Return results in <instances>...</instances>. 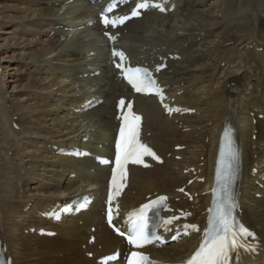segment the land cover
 <instances>
[{
  "label": "bare ground",
  "instance_id": "1",
  "mask_svg": "<svg viewBox=\"0 0 264 264\" xmlns=\"http://www.w3.org/2000/svg\"><path fill=\"white\" fill-rule=\"evenodd\" d=\"M172 1L177 4L173 13L147 14L124 27L119 44L134 62L156 63L159 57L179 55L180 61L168 62L160 80L170 86L179 105L196 114L169 119L154 99L134 98L145 117L143 135L165 161L149 170H131L121 207L136 206L149 195L179 197L175 190L195 177L190 169L200 170L199 177H210L218 133L230 120L243 152L241 216L258 234L264 256V190L254 182L264 178V169L261 176L252 174L264 163V33L258 24L264 18V0ZM68 2L0 0V27L7 24L6 29H12L6 34L11 37L4 38L7 50L17 52L12 57L25 69L11 92L0 72V239L13 264H94L86 253L105 255L120 244L101 225L99 198L88 212L60 225L37 217L39 211L62 202L64 194L84 195L88 185L101 191L106 169L90 160L58 158L52 146L80 144L88 136L92 141L82 146L102 145L103 153L116 126L114 104L124 90L107 64L106 44L97 27H85L93 8L85 0ZM99 67L101 73L90 77ZM97 94L105 99L100 107L77 117L67 113L82 98ZM176 147L184 149L174 151ZM71 174L76 177L71 179ZM188 189L198 194L194 207L207 205L203 185ZM193 205L182 200L178 207ZM27 207L31 211L25 214ZM42 224L57 235L48 239L29 233ZM91 227L96 228V241L87 246ZM193 244L190 239L153 254L173 261Z\"/></svg>",
  "mask_w": 264,
  "mask_h": 264
},
{
  "label": "snow or ice",
  "instance_id": "2",
  "mask_svg": "<svg viewBox=\"0 0 264 264\" xmlns=\"http://www.w3.org/2000/svg\"><path fill=\"white\" fill-rule=\"evenodd\" d=\"M119 0H117V4ZM117 4H110L106 13L102 15L101 21L104 26L111 28L121 27L128 19L140 15V10L147 9L150 6L148 0H139L135 8L131 11L130 16L110 17ZM161 11L163 9L161 8ZM105 35H109L105 33ZM109 39L116 42V37L109 35ZM112 55L118 58L119 62L116 67L119 68L137 93L155 94L161 101L164 100L163 90L160 89L151 75L140 69L132 67H124L126 56L121 50L113 48ZM159 70V69H157ZM120 106H125V101H120ZM127 114H122V125L119 132V138L116 142V167L113 171L112 190L109 195V205L115 196H119L123 185L117 184V178L123 180L126 172L125 167L128 163L142 164L144 156H151L153 159H159L156 154L139 139L141 117L132 111V104H127ZM167 108V106H165ZM171 113L172 109H168ZM175 111H180L176 109ZM221 166L218 169V181H222L220 194L214 200V207L209 210L208 227L204 230L203 239L199 249L195 254L185 262V264H231L233 257L239 258L241 251L246 253L255 252L256 248L250 241H255L256 236L240 224L234 215V209L237 206L234 198L233 187L237 179L239 153L235 151L231 145V141L227 140L225 149L221 153ZM101 163L107 164L108 160L101 159ZM215 195V194H214ZM166 197H158L154 201H150L142 205L138 209L132 210L126 217L125 223L128 225V232L121 233L126 235L128 243L135 249H143L154 242L161 241L162 237L158 235V229L161 224L171 225L178 217L163 219L160 217L161 208L166 209ZM109 223H112L113 215L111 207L108 214ZM159 221L154 223L153 221ZM189 226L185 225V229ZM193 231H198L196 226H191ZM170 227H166L165 231H170ZM119 231V229H117ZM187 234V232H185ZM176 237L174 236L173 239ZM118 254L111 255L101 262L108 264L115 261ZM127 264H156L147 254L139 251H133L127 257Z\"/></svg>",
  "mask_w": 264,
  "mask_h": 264
},
{
  "label": "rangeland",
  "instance_id": "3",
  "mask_svg": "<svg viewBox=\"0 0 264 264\" xmlns=\"http://www.w3.org/2000/svg\"><path fill=\"white\" fill-rule=\"evenodd\" d=\"M258 24L259 26L262 27L264 33V18L261 17V19L258 20ZM3 25H5L4 22ZM7 27H8L7 24L5 25V27H3L4 29H1L0 27V65H1L0 72L2 73L3 76H5L4 81L7 84V90L11 92L13 86H17L16 85L17 81L20 79V77H22L19 74L23 73L25 69L21 67V65L17 61L18 59L16 60L15 57H12L15 56L17 52L14 54V52L7 50L9 46L7 45L8 42L4 41V38L11 37V35H6V34L12 31V29H6ZM38 39L42 40L41 38ZM13 42L14 41H12L11 44ZM15 72H16V76L10 77V74H14Z\"/></svg>",
  "mask_w": 264,
  "mask_h": 264
}]
</instances>
